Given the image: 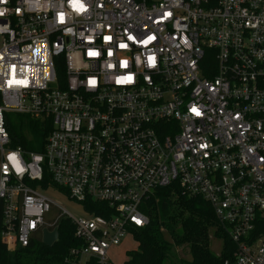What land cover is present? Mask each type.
I'll return each instance as SVG.
<instances>
[{
  "label": "built area",
  "instance_id": "obj_1",
  "mask_svg": "<svg viewBox=\"0 0 264 264\" xmlns=\"http://www.w3.org/2000/svg\"><path fill=\"white\" fill-rule=\"evenodd\" d=\"M73 3L0 0L7 250L59 233L62 220L77 241L64 264H116L111 252L149 224L146 200L177 185L213 208L233 245L224 264H264V0H78L85 11ZM12 66L26 85L12 82ZM10 114L44 124L42 152L14 145ZM55 189L83 216L57 205L59 222L46 224L45 193ZM87 200L104 208L90 211Z\"/></svg>",
  "mask_w": 264,
  "mask_h": 264
},
{
  "label": "trees",
  "instance_id": "obj_2",
  "mask_svg": "<svg viewBox=\"0 0 264 264\" xmlns=\"http://www.w3.org/2000/svg\"><path fill=\"white\" fill-rule=\"evenodd\" d=\"M8 129L15 146L42 152L48 134L43 123L29 116L10 114ZM85 204L90 211L104 208L92 200ZM142 211L149 218V224L131 228L138 248L127 253L124 264H173L171 250L181 246H187L191 255L185 264H224L231 259L233 245L219 226L213 208L201 197L186 195L179 186L172 185L157 190L146 200ZM2 230L0 220V264H64L70 249L77 245L74 226L66 221L59 226L60 238L53 247L31 243L28 248L9 251L2 241ZM211 230L223 240L221 255L210 250Z\"/></svg>",
  "mask_w": 264,
  "mask_h": 264
},
{
  "label": "rangeland",
  "instance_id": "obj_3",
  "mask_svg": "<svg viewBox=\"0 0 264 264\" xmlns=\"http://www.w3.org/2000/svg\"><path fill=\"white\" fill-rule=\"evenodd\" d=\"M45 195L52 202L50 204L49 213H47L44 217V222L48 225H54L59 222L62 214L64 213L57 205L62 207L68 214H64L65 216L71 215L73 217H81L83 216L82 205L77 203L76 201L71 200L69 197L62 196L56 189L53 191L46 192ZM60 221L59 225L61 224ZM55 230V228H54ZM43 243L42 233H38L35 238V244ZM209 245L210 250L215 255H221L223 251V240L220 238L219 234L214 232L213 230L209 233ZM138 244L132 238L128 237L121 247L116 250H113L111 253L114 254L113 259L116 264H124L127 261V253L129 251L137 250ZM172 251V260L173 264H185L184 261L191 260V255L189 252V248L187 246L181 247H173Z\"/></svg>",
  "mask_w": 264,
  "mask_h": 264
},
{
  "label": "snow or ice",
  "instance_id": "obj_4",
  "mask_svg": "<svg viewBox=\"0 0 264 264\" xmlns=\"http://www.w3.org/2000/svg\"><path fill=\"white\" fill-rule=\"evenodd\" d=\"M77 5H81V6H83L82 3H78V0H74V3H73L74 8H76V10H78V11H85V8H84V7H83V8H78ZM18 11H19V10H18ZM0 15H3V11H0ZM169 15H170V13H169ZM61 21H63V14H61ZM128 38H129V40H134V37H132V36H129ZM110 39H111V37H105V40H106V41H107V40H110ZM152 39H154V37H151V36H150V37L148 38V40L143 41V43L147 44L148 41H149V40H152ZM119 46H120L121 48H125V47H127L126 44H120ZM88 54H89L90 56H95V55H98L99 53L94 52V51H89ZM111 54H112V53H111V51H110V52H109V55H111ZM153 62H154V58L150 57V58H149V63L151 64V63H153ZM121 66H122V67H126V66H127V61H122V62H121ZM109 67H111V65H110ZM15 71H16L15 66H12V73H13V81H12V82H14V83H16V84H25V85H26V84H27V81H26V80H16V79H15ZM131 80H132V77H131V75H129V76H127V77L118 78V79H117V83L131 82ZM90 83H91V84H94L95 81H94V80H93V81H90ZM192 111H193V112H196V114L199 115V112H198L195 108H193ZM13 156H14V155H10V156L8 157V159H9L10 161H12ZM5 171H7V166H5ZM136 222H137V223H141L140 220H137Z\"/></svg>",
  "mask_w": 264,
  "mask_h": 264
},
{
  "label": "water",
  "instance_id": "obj_5",
  "mask_svg": "<svg viewBox=\"0 0 264 264\" xmlns=\"http://www.w3.org/2000/svg\"><path fill=\"white\" fill-rule=\"evenodd\" d=\"M58 230L55 229L53 232H49L48 230H44L43 233V244L46 247H53L58 238Z\"/></svg>",
  "mask_w": 264,
  "mask_h": 264
},
{
  "label": "clouds",
  "instance_id": "obj_6",
  "mask_svg": "<svg viewBox=\"0 0 264 264\" xmlns=\"http://www.w3.org/2000/svg\"><path fill=\"white\" fill-rule=\"evenodd\" d=\"M77 7H78V8H83L84 6L77 5ZM12 162H13V164L16 163V156H15V155L13 156ZM17 171H18V172L21 171V169H20V167H19L18 165H17Z\"/></svg>",
  "mask_w": 264,
  "mask_h": 264
}]
</instances>
